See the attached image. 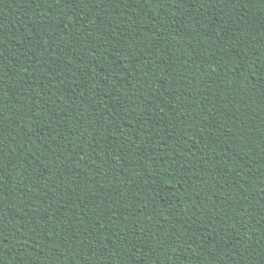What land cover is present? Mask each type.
Returning <instances> with one entry per match:
<instances>
[{
	"label": "trees",
	"instance_id": "1",
	"mask_svg": "<svg viewBox=\"0 0 264 264\" xmlns=\"http://www.w3.org/2000/svg\"><path fill=\"white\" fill-rule=\"evenodd\" d=\"M0 264H264V0H0Z\"/></svg>",
	"mask_w": 264,
	"mask_h": 264
}]
</instances>
